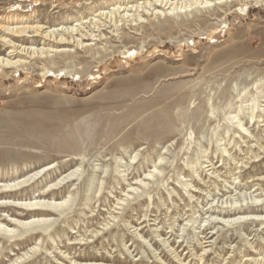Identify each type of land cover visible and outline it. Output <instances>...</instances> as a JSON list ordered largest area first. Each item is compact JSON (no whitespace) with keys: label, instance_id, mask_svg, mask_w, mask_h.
<instances>
[{"label":"rangeland","instance_id":"rangeland-1","mask_svg":"<svg viewBox=\"0 0 264 264\" xmlns=\"http://www.w3.org/2000/svg\"><path fill=\"white\" fill-rule=\"evenodd\" d=\"M168 1L0 0L2 25L96 35L0 72V264L264 256V0Z\"/></svg>","mask_w":264,"mask_h":264},{"label":"bare ground","instance_id":"bare-ground-1","mask_svg":"<svg viewBox=\"0 0 264 264\" xmlns=\"http://www.w3.org/2000/svg\"><path fill=\"white\" fill-rule=\"evenodd\" d=\"M157 1H159L160 3H162L164 5L165 4H168V6L172 5L171 9H174L176 7L175 5L177 3L176 1L169 2L168 0L167 1L166 0H156V2ZM182 2H184V1H182ZM199 2H200V0H189V2H187V3L184 2L181 5V7H188V6H191L194 4H198ZM204 2L207 3L208 1H204ZM129 8H136V6L132 5V6H129ZM127 10H128V7L121 8V7L117 6L114 8V10H110L111 12H109V11L108 12H106V11L105 12H103V11L98 12L96 14L98 16V19L93 20V22H91V24L94 25L93 27L96 28L97 30L100 28V26H107V28H111L110 25H112V24H114V26H116L115 23H116L117 17L124 18V16L127 15ZM137 14H139V13H137ZM138 17L140 18V16H138ZM93 19H95V18H93ZM83 28L84 27H82V25H80L76 28L71 26V27H59L57 29H50V28L48 29L47 27H44L42 25L20 26V25H13L12 24V26H9V25L0 24V46L6 49V53H5L6 57L0 56V72H2V69L4 67H10V66H15V65L26 63V59L31 58L34 55L41 56L42 54L45 55V54H48L49 52L57 51L56 47H53V46H55L54 43H72L76 47H79V46L83 47V46H85L83 40H91V39L96 40V38H94L96 35L93 34L92 31H89L86 29L84 30ZM111 30L114 31L115 29L112 28ZM23 36H25V38ZM34 37H40L43 44H47L48 41L52 42V44L51 45L48 44L49 45L48 47L42 46V47L36 48L33 45H27L24 43L25 39L28 40L29 38H32L31 41H33ZM17 41H19V42L21 41V43H19ZM238 125L241 126V123L238 122ZM26 181H28V180H24L20 183H23ZM14 185H16V184H6V185H4V187L8 188V187H12ZM230 199H232V198H230ZM22 204H25V203H22ZM38 204H43L46 206H54V205L58 206L59 203L56 204L54 202L44 203L41 201H34V202H29L27 205H38ZM221 212H222L223 216L226 215V213H230V212H228V210L223 211V209ZM208 217H210V216H208ZM242 217L243 216H241V217L238 216L237 218L235 217L233 219H239ZM263 217H264V215H258V216H253V219L254 218H256V219L257 218H263ZM227 218L228 219H225L227 222L233 220V219H229V217H227ZM214 219H216V218L211 217L210 220H208V221H212ZM221 219H222V217H221ZM41 220H43V219L36 218V219L30 220V221L39 222ZM201 232L203 233V231H201ZM206 236L203 237L202 239H205V238L209 239L211 237V236H208V237H206ZM205 240L202 241L201 243L207 241V240L206 241ZM172 252L174 253V255L177 258H179V254H177L174 249ZM203 252H206V251L203 250ZM199 259L201 260L202 257H199ZM70 262H72V264H102V263H87V262L86 263H77L74 260L70 261ZM252 263L264 264V256L253 258Z\"/></svg>","mask_w":264,"mask_h":264}]
</instances>
